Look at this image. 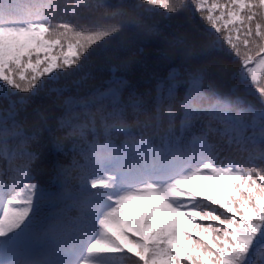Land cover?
<instances>
[{"label": "snow or ice", "instance_id": "snow-or-ice-1", "mask_svg": "<svg viewBox=\"0 0 264 264\" xmlns=\"http://www.w3.org/2000/svg\"><path fill=\"white\" fill-rule=\"evenodd\" d=\"M206 5L0 0V264H264V0Z\"/></svg>", "mask_w": 264, "mask_h": 264}, {"label": "trees", "instance_id": "trees-1", "mask_svg": "<svg viewBox=\"0 0 264 264\" xmlns=\"http://www.w3.org/2000/svg\"><path fill=\"white\" fill-rule=\"evenodd\" d=\"M210 5H211V0H207V5L206 6H210ZM159 22H160L159 18H157L156 21H153L151 19L145 21V23H147L149 25H152V26H156V27L159 26ZM138 47L144 49L143 59L145 60V62L147 64H149L150 66H153L154 62L157 60V49H156V46L153 43L145 42L143 44L138 45ZM133 51H135V49H133ZM142 74H143L142 68L134 67L132 72L129 73V75L126 76L125 79L133 80V82H136L137 86L140 87L143 90L144 88H146L148 86V80L139 79V77ZM108 79H110V73L108 71H103L100 76L96 77L95 82H96L97 86H99L100 84H103L104 87H107L106 81ZM0 103H3L2 99H0ZM44 156L45 157H49L50 156V154L48 153L47 150H44ZM58 158H59V160H60V162L62 164H65V165L70 164L71 163V158H72L70 146H69V150L67 151V154H60L58 156ZM46 164H47V159L44 160V162L41 165V167L43 168L44 166H46ZM45 182H47L46 178H45Z\"/></svg>", "mask_w": 264, "mask_h": 264}]
</instances>
